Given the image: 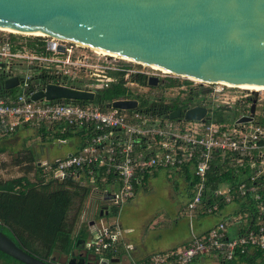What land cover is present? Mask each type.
Returning a JSON list of instances; mask_svg holds the SVG:
<instances>
[{
    "label": "built area",
    "instance_id": "obj_1",
    "mask_svg": "<svg viewBox=\"0 0 264 264\" xmlns=\"http://www.w3.org/2000/svg\"><path fill=\"white\" fill-rule=\"evenodd\" d=\"M12 34L13 37L0 38V82L5 91L0 94V141L26 127L35 130L43 127L51 132L61 126V133L71 126L90 128L93 135L87 146L78 154L57 159L50 168L52 176L62 180L84 166L95 164L106 167L107 173L114 171L119 185L111 190L108 203L118 209L116 216L133 198L139 176L157 169L177 171L188 164L194 166L198 178L194 196L185 208L190 217L197 213L220 216L221 205L237 199H249L254 204L253 224H239L247 213L227 215L204 236L192 233L186 246L152 254L148 264H189L202 255L231 262L249 251L264 250V103L250 99L249 94L256 92L235 94L229 91L245 90L160 71H157L160 75H148L133 68L130 65L133 62L100 57L72 42L54 37L19 38L20 33ZM42 74L49 78L48 82L35 79ZM138 75L158 79V94L175 98L182 113L180 119H170V112L153 115L137 109L121 110L114 108L112 102L99 106L92 101L31 100L33 95L45 92L47 86L95 97L97 92L121 80L130 90L139 84ZM11 79H17L18 83L6 90L3 84ZM168 79L176 83L168 85ZM195 107L205 109L203 118L185 120L184 113ZM227 111L231 113L226 115ZM243 118L250 119L240 121ZM226 172L232 175L233 183H221L214 189L206 184L207 174L220 176ZM87 174L90 176L92 171ZM124 232L127 231L118 224V219L112 223L100 221L83 248L95 254L111 253L122 244ZM127 250L131 247L127 246Z\"/></svg>",
    "mask_w": 264,
    "mask_h": 264
},
{
    "label": "water",
    "instance_id": "obj_2",
    "mask_svg": "<svg viewBox=\"0 0 264 264\" xmlns=\"http://www.w3.org/2000/svg\"><path fill=\"white\" fill-rule=\"evenodd\" d=\"M0 28L64 37L200 82L264 85V0H0ZM17 83L11 79L3 86L9 90ZM157 84L148 79L149 86ZM40 98L93 101L94 95L47 86L31 100ZM112 106L130 110L137 102ZM204 115V108L195 107L183 118L200 121ZM181 116L179 109L169 114ZM74 250L68 264L120 263L83 245ZM0 252L22 264L55 261L30 255L1 230Z\"/></svg>",
    "mask_w": 264,
    "mask_h": 264
},
{
    "label": "trees",
    "instance_id": "obj_3",
    "mask_svg": "<svg viewBox=\"0 0 264 264\" xmlns=\"http://www.w3.org/2000/svg\"><path fill=\"white\" fill-rule=\"evenodd\" d=\"M11 37L13 36L11 35ZM35 79L40 80L42 83L49 81V78L43 74ZM136 81L141 85H146L147 83L144 75H138ZM166 82L168 85H174L176 80L168 79ZM4 93L5 91L0 84V94ZM129 98H132V95L123 87V81L120 80L111 84L109 88L97 92L92 102L99 106H105L111 102ZM176 109H178L176 102L170 105L152 103L148 106L137 107L140 112L153 115H167L171 110ZM217 117L220 119L221 115L217 114ZM37 132L42 138H47L49 141L65 140L73 143L74 151L72 154H78L82 148L87 146L93 135L90 128L86 126L82 128L71 126L63 133H61V126L51 132L41 127ZM3 152H5V147L0 146V153ZM26 160V163L30 164L26 168L28 173L33 168L35 160L32 155ZM24 162L20 160L17 164ZM52 167L53 164L46 167H36L34 180H30L27 175L9 180H0V230L14 240L24 251L47 262L50 261L55 252L68 255L75 247L80 248L88 239L89 233L86 231L88 227L84 226L77 233H75V227L86 198L93 192L91 185L104 192V201L106 199L108 202L111 197V190L116 189L119 185V180L114 171L107 173L106 167H100L97 164L89 167L84 166L74 172V175H69L62 180L53 178L52 170L50 169ZM193 168L192 164H188L177 171L169 172L170 170L167 169H157L152 174L155 175L158 171L163 170L184 182L186 184L184 189L186 193V208L194 196V185L198 181V178L194 175ZM89 170L92 171L90 176L87 174ZM139 177L141 178V186L144 187L149 179V174L145 173ZM90 178H93V182H91ZM206 178V184L211 186V189L216 188L221 183H233L232 175L229 172L222 173L220 176L210 173L207 174ZM109 208V212L105 215V211H103V215L100 217V210H104L100 207L96 211L95 217L101 219L106 216H116L118 209L114 206ZM221 208H223L222 214L217 216V221L214 225L226 218L227 215L237 216L245 213L248 214L246 219H244L247 225H251L255 221L254 204L249 199H237L230 204L221 205ZM196 217L202 218L205 215L197 213ZM90 222L94 223V221H89L87 223L88 226ZM208 230L196 234V236L202 237ZM118 250L117 248L116 252ZM113 253L114 251L111 252V254ZM196 260L197 258L193 259L189 264H193ZM219 260L222 264H232L238 260L248 264H264V250L249 251L240 255L236 261ZM146 261L149 262V258ZM0 264L22 263L0 252ZM165 264L172 263L167 262Z\"/></svg>",
    "mask_w": 264,
    "mask_h": 264
},
{
    "label": "rangeland",
    "instance_id": "obj_4",
    "mask_svg": "<svg viewBox=\"0 0 264 264\" xmlns=\"http://www.w3.org/2000/svg\"><path fill=\"white\" fill-rule=\"evenodd\" d=\"M8 35L13 34L7 31L0 30V38L5 39V37H8ZM18 37L22 38L26 36L23 34H18ZM108 56L112 57L110 55ZM130 65H132V67L136 70L142 71L143 73L148 75L161 74L160 72H155V70H152L141 64L139 65L132 63ZM159 79L161 80L165 78L159 77ZM130 90H132L133 94L137 96L139 107L143 105L148 106L152 103H164L170 105L175 102V98L173 96L168 95L164 97L163 95L158 94L160 90L159 85L153 87L149 86L148 84H138L137 86L130 88ZM229 92H236L235 94H249L250 91L245 90V92H242L231 90ZM256 93H250V99H256L259 103H264V91L258 92L257 94ZM228 113L229 112L227 111L225 114L227 115ZM27 129V127L24 129H19L10 138H4L0 141V146L2 145L5 147V152L0 153V180L14 179L24 175H27L30 180H34L36 167H46L48 165L50 166L51 164H54L57 159H63L67 155H69L67 154L68 148L73 149L65 140H59L55 142L49 141L47 138H42L37 130L30 128L27 131ZM30 155L34 157L35 163L31 171L27 173L26 168L30 164L26 163V159L30 158ZM20 160H23L25 162L17 164V162ZM171 171L174 170H170L169 172ZM185 185L186 184H184V182H182L179 178L171 175V173L167 174V172L163 170L158 171L155 175H149L147 184L144 187H138L136 196L134 194L133 198L129 202H127L131 203L121 207V209L119 210V214L116 216V219H118V224H122L121 226L123 227L124 231H128L125 229H128L130 227L134 229V231H131L129 233H123L125 239H129L130 237H132L138 241L140 240V242L143 243L144 247L148 246L150 248H153V236H156L158 233H168L170 228H172L171 225L168 228H163L161 224H158L155 226V229H158L155 230V234H153V232H148L153 231V221L161 214L163 217L168 218L172 214L176 213V216H179V213L185 212V217L188 218V222L186 223V225L189 230V226L192 227V222L194 225H196V223L199 221L205 228H209L214 225V223L217 221V216H205L202 218H197L196 214H194L193 217H190L188 215L185 210ZM91 188L93 192L90 193L85 200L83 210L80 214L75 229H77L78 226H88L87 223L89 221L99 220V218L95 217L96 211L100 207L110 205L106 199L104 201V192H102L98 188H95L93 185H91ZM104 218L106 219V217H102L101 219ZM80 222H82L81 225ZM239 224H244V220L239 219ZM146 232H148L147 238L142 236ZM144 241H147V243H144ZM131 251L132 248L128 252ZM148 252L149 250H145L143 254L148 256L149 254H152H148ZM109 253L110 251H105L103 254L108 255ZM143 254L140 255L143 257Z\"/></svg>",
    "mask_w": 264,
    "mask_h": 264
},
{
    "label": "crops",
    "instance_id": "obj_5",
    "mask_svg": "<svg viewBox=\"0 0 264 264\" xmlns=\"http://www.w3.org/2000/svg\"><path fill=\"white\" fill-rule=\"evenodd\" d=\"M146 84H148V81ZM157 85H159V83ZM127 90L132 95V98L121 99V100H117V101H136L137 102V96L134 95L129 89H127ZM114 102H116V101H114ZM114 102H112V103H114ZM137 107H138V102H137ZM135 109H137V108H135ZM121 110H123V109H121ZM28 129H30V128H28ZM28 129H27V131H28ZM67 143L69 144V146L71 148H74V146H73V144H71V142L67 141ZM73 151H74V149L68 148L67 154H72ZM151 174H149V175H151ZM141 184H142L141 179H139V182L135 185V196H136V191H137L138 187L141 186ZM130 203H126L125 205H128ZM106 214L107 213H105V215ZM114 220H116L115 216H112V217L106 216V219L104 218V219H99V220H92V221H94V223L90 222V224H92V225L89 224V226H86V227H88L86 229V231L89 233L88 238L92 237V235L96 232L97 226H98L100 221H107L109 223H112V222H114ZM187 222H188V218L185 217V212L179 213V216H176V213L172 214L168 218L163 217L161 214L153 221V231H151V232L148 231V232L149 233L153 232V234H155L156 233L155 230H158V229H155V226L158 224H161V226H163V228H168L171 225L172 228H170L168 233H164V234L158 233L156 236H153V248H150L148 246L144 247L143 243L140 242V240L138 241L132 237H130L129 239L128 238L125 239V236L123 235L122 241L120 242L122 244L115 248L114 253L113 254L109 253L107 256L105 254L104 255L107 258L112 259L113 261H115V259H120L119 264H133V263L148 264V262L146 260H147V258H149L150 255H152L154 253L166 252V251L178 248V247L185 246L191 240L192 233H194V235L200 234V233H203L206 230L210 229L212 226H214V225H212L209 228H205L201 224V222L198 221L196 223V225H194L192 222V227L189 226L190 227V230H189V228H187V225H186ZM81 223L82 222H80V225H81ZM120 225H122V224H120ZM83 227L84 226H81V227L78 226L77 229H75V233H77V231ZM125 230H128L127 231L128 233L131 231H134V229L131 227L128 229H125ZM165 230H167V229H165ZM232 231L233 230H231V232ZM148 232L144 233L142 236L147 238ZM144 243H147V241H144ZM127 246H130L132 248L131 252H128ZM117 248L119 250L116 252ZM137 248H139V249H137ZM134 250H136V251H134ZM145 250H149L148 254L149 253H152V254H149V256L144 255L143 253ZM140 254L141 255L143 254V257ZM64 256H65L64 254H59L56 252L53 254L54 258H56V259L58 258L61 261L63 260ZM111 264H118V263H111ZM193 264H222V263L219 259H217L211 255H202L201 257L197 258V260ZM232 264H248V263H245V262L238 260L236 262H233Z\"/></svg>",
    "mask_w": 264,
    "mask_h": 264
},
{
    "label": "bare ground",
    "instance_id": "obj_6",
    "mask_svg": "<svg viewBox=\"0 0 264 264\" xmlns=\"http://www.w3.org/2000/svg\"><path fill=\"white\" fill-rule=\"evenodd\" d=\"M0 30L1 31H7L9 33H17L15 31L2 29V28H0ZM20 34L27 35V36H34V37H54V35H34V34H27V33H20ZM55 38H58L61 41H65V42H72V43H74V44H76L78 46H81V47H87L88 49H90L94 53H96V54H98L100 56H103V57H109L108 55H110L112 57H109V58L123 59L125 61L133 62V60H131V59L116 55V54H114L112 52H107V51H104L102 49H98V48H95V47H90V46L84 45V44L79 43V42H75L73 40H70V39H67V38H64V37L55 36ZM141 65H143L145 67H148V68H150L152 70H155V71H160L162 73H168L167 70H164V69L158 67L157 65H147V64H143V63H141ZM190 79H192V78H190ZM193 80L196 81L195 79H193ZM221 84L226 85L227 87H237L238 89L251 91V92H262V91H264V85H233V84H228V83H221Z\"/></svg>",
    "mask_w": 264,
    "mask_h": 264
},
{
    "label": "flooded vegetation",
    "instance_id": "obj_7",
    "mask_svg": "<svg viewBox=\"0 0 264 264\" xmlns=\"http://www.w3.org/2000/svg\"><path fill=\"white\" fill-rule=\"evenodd\" d=\"M145 76V75H144ZM145 78H146V80L148 81V79H149V77H146L145 76ZM151 78V77H150ZM157 79V78H156ZM158 80V79H157ZM158 83H159V81H158ZM172 111H174V110H171V112ZM109 207H110V205L109 206H105V207H102L104 210H100V211H102V214H103V211H105V213H108L109 211ZM100 214V213H99ZM72 252H74V249H73V251ZM71 252V253H72ZM71 253H69L68 254V256L67 255H65L64 256V258H63V260L61 261V260H59L58 258L56 259V258H54V257H52V258H54L55 259V261L53 262V264H68V261L71 259V256H70V254ZM107 256V255H106ZM51 260V259H50Z\"/></svg>",
    "mask_w": 264,
    "mask_h": 264
}]
</instances>
